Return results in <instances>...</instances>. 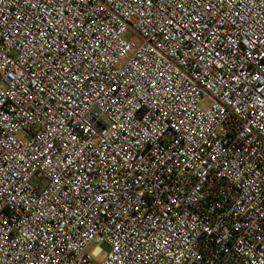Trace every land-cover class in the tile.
<instances>
[{
  "label": "built area",
  "instance_id": "1",
  "mask_svg": "<svg viewBox=\"0 0 264 264\" xmlns=\"http://www.w3.org/2000/svg\"><path fill=\"white\" fill-rule=\"evenodd\" d=\"M0 264H264V0H0Z\"/></svg>",
  "mask_w": 264,
  "mask_h": 264
},
{
  "label": "rangeland",
  "instance_id": "2",
  "mask_svg": "<svg viewBox=\"0 0 264 264\" xmlns=\"http://www.w3.org/2000/svg\"><path fill=\"white\" fill-rule=\"evenodd\" d=\"M210 106V100L209 99H204L201 103V107L203 109H207L208 107ZM98 248L102 249V256L98 259V261H101L104 256L110 251V247L107 243H100L99 245L98 244H95V243H92L89 245V247L87 248V252L88 253H92L94 252L95 250H97Z\"/></svg>",
  "mask_w": 264,
  "mask_h": 264
},
{
  "label": "snow or ice",
  "instance_id": "3",
  "mask_svg": "<svg viewBox=\"0 0 264 264\" xmlns=\"http://www.w3.org/2000/svg\"><path fill=\"white\" fill-rule=\"evenodd\" d=\"M149 3H151V0H149Z\"/></svg>",
  "mask_w": 264,
  "mask_h": 264
}]
</instances>
